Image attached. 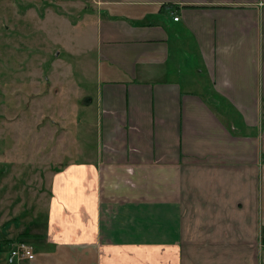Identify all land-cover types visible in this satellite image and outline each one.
Returning <instances> with one entry per match:
<instances>
[{"label": "crops", "instance_id": "0c3cea01", "mask_svg": "<svg viewBox=\"0 0 264 264\" xmlns=\"http://www.w3.org/2000/svg\"><path fill=\"white\" fill-rule=\"evenodd\" d=\"M95 3L98 140L49 176L14 264H264V0Z\"/></svg>", "mask_w": 264, "mask_h": 264}, {"label": "rangeland", "instance_id": "374dc122", "mask_svg": "<svg viewBox=\"0 0 264 264\" xmlns=\"http://www.w3.org/2000/svg\"><path fill=\"white\" fill-rule=\"evenodd\" d=\"M95 1L0 0V264H8L6 242L50 219L49 176L66 157L85 158L98 140ZM188 61L180 77L195 85H180L206 92L207 78ZM87 96L91 108L83 105ZM221 119L239 130L234 113Z\"/></svg>", "mask_w": 264, "mask_h": 264}, {"label": "built area", "instance_id": "2783aa9c", "mask_svg": "<svg viewBox=\"0 0 264 264\" xmlns=\"http://www.w3.org/2000/svg\"><path fill=\"white\" fill-rule=\"evenodd\" d=\"M174 21H178L177 17H173ZM130 171V170H129ZM264 248V245L260 244ZM34 259L33 247L24 241H12L9 244V252L7 256V263L14 264L21 261H32Z\"/></svg>", "mask_w": 264, "mask_h": 264}, {"label": "trees", "instance_id": "16d2710c", "mask_svg": "<svg viewBox=\"0 0 264 264\" xmlns=\"http://www.w3.org/2000/svg\"><path fill=\"white\" fill-rule=\"evenodd\" d=\"M22 236H25V235H21V237H22ZM11 242H12V241H8V242H6V244H7V243L10 244Z\"/></svg>", "mask_w": 264, "mask_h": 264}]
</instances>
